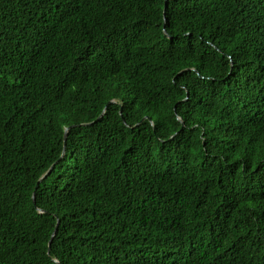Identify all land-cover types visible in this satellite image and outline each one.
I'll list each match as a JSON object with an SVG mask.
<instances>
[{"label": "trees", "instance_id": "obj_1", "mask_svg": "<svg viewBox=\"0 0 264 264\" xmlns=\"http://www.w3.org/2000/svg\"><path fill=\"white\" fill-rule=\"evenodd\" d=\"M0 264H264V0H0Z\"/></svg>", "mask_w": 264, "mask_h": 264}, {"label": "water", "instance_id": "obj_2", "mask_svg": "<svg viewBox=\"0 0 264 264\" xmlns=\"http://www.w3.org/2000/svg\"><path fill=\"white\" fill-rule=\"evenodd\" d=\"M114 104L115 103V101H113V100H109L108 102H107V105H109V104ZM106 108V107H105ZM105 108H104V110H105ZM104 112V111H103ZM144 119H147L148 120V118L146 117V118H144ZM68 130H69V128H66V129H64V136H63V145H65V136H66V133L68 132ZM55 165V164H54ZM54 165H52L49 169H48V171L47 172H45L42 176H41V178L39 179V181L38 182H40L42 179H44L51 171H52V169H53V167H54ZM37 186H38V184L36 185V188H37ZM32 199H33V201H34V194H33V196H32ZM39 212H42V211H40V210H38ZM51 241V240H50ZM49 244H50V242L48 243V248H49ZM53 261L54 262H56V260H54L53 259Z\"/></svg>", "mask_w": 264, "mask_h": 264}]
</instances>
